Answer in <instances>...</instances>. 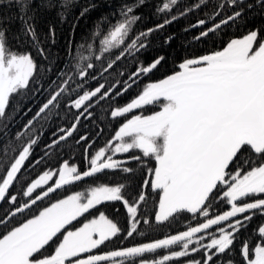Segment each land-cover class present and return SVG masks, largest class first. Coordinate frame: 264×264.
<instances>
[{"label": "snow or ice", "instance_id": "snow-or-ice-1", "mask_svg": "<svg viewBox=\"0 0 264 264\" xmlns=\"http://www.w3.org/2000/svg\"><path fill=\"white\" fill-rule=\"evenodd\" d=\"M15 3L21 47L14 49L8 29L0 27V204L8 206L0 215V264H264V220L250 227L264 218V29L189 56L178 71L142 87L167 58L138 59L149 36L201 8L211 11L184 30L199 29L194 39L207 42L246 11L264 9V0H193L180 7L181 0H40L38 8H58L61 19L78 5L73 34L80 20L95 14L84 43L77 45L74 35L68 40L59 67L44 47L55 44V27L42 40L36 0ZM150 8L158 23L135 30L147 18L140 9ZM130 92L128 101L117 102ZM27 94L44 99L21 130L10 133L13 101ZM105 105L118 127L100 146L93 137L103 128L79 133V127ZM153 105L159 110L144 114ZM60 110L73 120L41 147L42 128L37 133L34 123ZM74 133L83 168L61 158ZM150 160L154 165L146 167ZM106 171L120 172L123 182H98L57 198ZM115 202L125 210L123 226L118 208L111 215L101 210ZM158 229L166 231L123 243Z\"/></svg>", "mask_w": 264, "mask_h": 264}, {"label": "trees", "instance_id": "trees-1", "mask_svg": "<svg viewBox=\"0 0 264 264\" xmlns=\"http://www.w3.org/2000/svg\"><path fill=\"white\" fill-rule=\"evenodd\" d=\"M80 2H82V0H80ZM159 2L160 0H152L153 5ZM39 3L40 0H36V4L33 5L34 8H37V15L39 16V20L37 22V32L39 33L41 39L43 40L47 36L49 26L52 25L55 27L56 30L55 44L45 43L44 47L50 49L51 53L53 54L52 58H57V57L59 58L60 64L57 65L59 67L60 65L65 63V48L68 43V40L72 38L74 35L77 45L84 43V37L87 36V34L91 31L93 27L95 14H93V18H86L80 20L79 24L76 27L75 34H73L71 31L72 17L74 14L78 13L77 4L74 3L71 7L67 9V19H61L57 15V12L60 9L38 8ZM191 3H193V0H181V5H179L178 7ZM209 11H211L210 6L207 8H201L199 11L193 12L185 18L179 19L178 22L171 24L170 26L166 27L164 30L161 31L163 35L158 41H156V38L154 37L157 35L159 31L151 35L150 45H148L146 49V55L150 58V60H152L154 57L159 55H163L167 58V63H165L163 67L159 71H157V74L160 73L159 77H164L167 74H170L175 70H177L179 68L180 61L189 56H198V55L207 54L214 50H219L224 46L226 42L234 38L243 37V35H245L248 31L254 28L264 29V9L256 7L252 10L246 11L245 16L242 20L238 21L235 24L229 25L228 27L224 28L222 32H218L213 40H209L207 42L197 41L194 39V37L199 31V29H191L189 31H185L184 29L188 27L190 24L194 23L197 19L205 18V13ZM140 12L145 13L147 18L142 22L138 23L136 25L135 30H142L158 23V18L152 15L151 8L140 9ZM19 16L20 13L17 11V5L15 3V0H12L11 4H9V0H0V21H7V23L0 24V27H6L8 29L9 41L14 49H18L21 47V44L17 40V36L21 32V23L18 20ZM170 35L173 36L174 39L171 41V43H165L166 38ZM23 46L25 48L28 47L27 44H24ZM33 54L35 55L34 50H33ZM83 55L88 56L89 53L85 51ZM29 99H30V94L23 96L17 95L16 99L13 101V105H12L13 111L11 112L12 121L8 126L10 129V133L21 130V126L26 124V122L29 119H31L34 113L36 112L34 111L30 113V115L28 116L27 114H25L30 108V104L25 106ZM107 111L108 109L106 107L105 114L100 116V118L97 119L96 121L98 125L100 126L102 125V127L105 128V131L102 134L103 140L101 141V144L105 143L108 137L113 132V130L118 127V122L115 121L110 122V117L107 115ZM22 116L23 117L25 116V118L21 122H17V121L15 122L16 118L18 117L20 118ZM72 120H73V116L71 114L65 116V114L61 112L60 116H54L51 119V122L48 124L45 133L41 136V139L39 140L41 147L49 142L50 138L47 139V137L50 136L52 131H54L58 126L67 127V125ZM43 124L45 126L47 122L41 121L34 123L33 127L36 128L37 131H39L41 130V128L43 129ZM84 124L85 122L81 120L79 133L86 132L83 131L84 129L86 130V128H84ZM100 126L98 127L101 128ZM98 127L96 125L95 131ZM76 136L77 133L73 135V138H69V140L67 141L68 146L62 148L61 158L69 159L71 162L78 163V165L81 168H83L86 167V161L84 160L82 155L83 149L75 145L74 138ZM37 152L40 154V150ZM52 165L53 166L56 165L55 158L52 159ZM148 165L149 164H147V166ZM132 167H137V166L135 164H132ZM137 173L142 178H145L143 177V174L139 168H137ZM146 178L151 179V177H146ZM123 180H124V175L121 174L120 172L106 171L103 174H99L95 178H90L89 180H87L84 183H81L80 185L76 183L69 186L66 190L61 191L60 196L57 198H62L64 195L75 193L76 191L81 190L78 188H81V186L82 187L88 186L90 183L95 184L98 181H101L104 183L115 184L117 182H123ZM137 182L139 183V181ZM155 199L156 198L154 196L153 200L149 202L146 209L147 211L151 212L154 210L153 201H155ZM44 203L46 204L47 201H45ZM7 208L8 206L6 204L3 205V207L0 209V215H2L3 212L7 210ZM117 208L120 211L119 213H116V219L120 222L121 226H123L125 210L123 207H121L119 202L108 203L107 206L103 207L101 210L104 211L106 214L111 215L115 212V209ZM261 220H264V218L257 217L256 219H254L253 224L250 227L256 226ZM182 223L186 224L187 221H182ZM163 231H166V229H158L152 233H147L145 236H135L134 238L126 240L123 243L125 245H130L144 241L149 238L154 239L157 238V236H159ZM118 244L119 241H116L113 244H110L108 247L113 248L118 246Z\"/></svg>", "mask_w": 264, "mask_h": 264}, {"label": "flooded vegetation", "instance_id": "flooded-vegetation-1", "mask_svg": "<svg viewBox=\"0 0 264 264\" xmlns=\"http://www.w3.org/2000/svg\"><path fill=\"white\" fill-rule=\"evenodd\" d=\"M162 35H163V33H161V31H159L158 33H157V35L154 37V38H156V41H158L161 37H162ZM150 37L151 36H149L148 37V40H147V43H148V45H150ZM208 54V53H207ZM188 58V57H187ZM138 59H139V61H141V62H144V63H148L149 61H151L150 60V58L146 55V50H143L139 55H138ZM182 61V60H181ZM180 61V62H181ZM133 67V65L132 64H129L128 65V69L129 70H131V68ZM179 70V68L177 69V70H175V71H178ZM174 71V72H175ZM173 73V72H172ZM172 73H170V74H172ZM167 75H169V74H167ZM160 76V73L159 74H157V72H155V73H153V74H150V76L149 77H146L143 81H141V87L143 86V84L144 83H147V82H151V81H156V80H159V79H162V78H164V77H159ZM136 91H139V89H136ZM135 95V92H130L129 94H127V95H125V96H123V97H121V98H119L118 99V103L119 104H124L126 101H128L131 97H133ZM43 99H44V97L43 96H38L37 98L35 97L34 99H32L31 98V96H30V99L28 100V102H27V104L25 105V106H27L28 104H30V108H31V111L29 112V111H27V116L28 115H30V113H32V112H34V111H37V109H38V107L40 106V104H41V102L43 101ZM106 107H107V105H105V106H97V108H96V110H95V112L93 113V117L90 119V120H84L83 118H81V120H83L84 122H85V124H84V128H86V130L84 129L83 131H90V132H94L95 131V128H96V125H97V127L98 126H100V125H98V123H96V121H97V119H99L100 118V116H102V115H104L105 114V111H106ZM157 110H159V105H153V106H150V107H148L146 110H144V114H151L153 111H157ZM63 114H64V112H63V110H60ZM103 112V113H102ZM25 118V116L23 117H18V118H16L15 119V122L17 121V122H21L23 119ZM121 119H123V118H121ZM30 120V119H29ZM51 122V120L50 121H48L47 122V124L44 126V124H43V129H42V134L40 135V139H41V136L45 133V130H46V128L48 127V124ZM115 122H117V121H115ZM104 125V124H103ZM64 127H66V126H64ZM101 128H103L104 129V131H105V128L104 127H102V125L100 126ZM41 132V130H39V131H37V133H40ZM75 134V133H74ZM48 138H51V134H50V136L49 137H47V139ZM46 139V140H47ZM93 139H95L96 141H97V143L100 145V146H103L105 143H103V144H101V141L103 140L102 139V135H100L99 137H93ZM45 140V141H46ZM44 141V142H45ZM43 142V143H44ZM47 144V143H46ZM40 146H41V144H40ZM40 149L38 148V150L37 151H39ZM39 153L37 152V155H38ZM74 163V162H73ZM76 165H78V163H75ZM148 166L147 167H152L153 165H154V161H149L148 162ZM130 166H132V165H130ZM99 175V174H98ZM90 178H88V179H86V180H84V181H81V182H77V184L78 185H80L81 183H84V182H86L87 180H89ZM98 182H100V183H104V182H101V181H98ZM97 182V183H98ZM97 183H95V184H89L88 186H84V187H82L81 186V188H78V189H81V190H85L86 188H88V187H92V186H96V184ZM81 190H78V191H81ZM73 194V193H72ZM3 205H5V204H0V209L3 207Z\"/></svg>", "mask_w": 264, "mask_h": 264}, {"label": "rangeland", "instance_id": "rangeland-1", "mask_svg": "<svg viewBox=\"0 0 264 264\" xmlns=\"http://www.w3.org/2000/svg\"><path fill=\"white\" fill-rule=\"evenodd\" d=\"M240 38H242V37H240ZM74 194V193H73Z\"/></svg>", "mask_w": 264, "mask_h": 264}, {"label": "water", "instance_id": "water-1", "mask_svg": "<svg viewBox=\"0 0 264 264\" xmlns=\"http://www.w3.org/2000/svg\"><path fill=\"white\" fill-rule=\"evenodd\" d=\"M88 179V178H87Z\"/></svg>", "mask_w": 264, "mask_h": 264}]
</instances>
